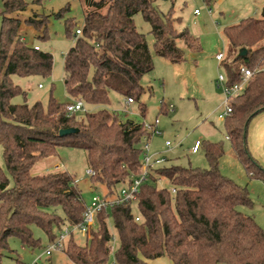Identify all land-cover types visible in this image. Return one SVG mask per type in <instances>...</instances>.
Returning a JSON list of instances; mask_svg holds the SVG:
<instances>
[{
	"label": "trees",
	"instance_id": "obj_1",
	"mask_svg": "<svg viewBox=\"0 0 264 264\" xmlns=\"http://www.w3.org/2000/svg\"><path fill=\"white\" fill-rule=\"evenodd\" d=\"M156 1L82 0V24L65 20L67 35H73V28H81L64 55L65 90L73 100L99 107L79 117L77 112L67 111L70 102L56 101L51 92L46 107L39 101L12 103L14 96L25 97L26 93L11 76L49 78L53 56L40 47L35 49L19 34L21 20L12 14L24 10L27 3L1 0L0 146L12 184L0 168V264L5 253L12 252L9 237L18 238L22 246L42 248L33 227L44 232L47 244L56 230L82 219L86 203L71 174L64 169L32 173L36 163L57 156L58 148L84 150L87 167L94 171L90 183L104 184L108 194L141 170L140 144L151 140L153 131L145 122L121 121L117 112L104 107L110 102L111 90L139 101L144 92L140 80L154 68L151 49L145 34L136 28L134 16L139 13L149 23L157 56L181 63L186 60L185 50H202L197 37L186 27L178 28L181 18L172 8L164 13ZM24 22L46 31L45 21L28 17ZM222 35L228 48L221 63L230 82L238 80L241 65L264 60V17H247L227 25ZM164 104L162 100L161 111ZM145 108L140 103L143 116ZM263 111L264 73H258L234 98L232 111L224 119L237 159L250 178L261 180L264 167L250 155L246 133L250 120ZM67 128L75 131L59 134ZM202 147L207 168L174 163L151 167L134 200L95 214L84 245L75 241L74 233L69 236L63 251L67 258L73 264H150L147 260L158 257L173 264H264V231L253 216L239 209L253 203L247 187L220 172L221 142L202 141ZM162 181L168 186L160 185ZM109 217L116 230L114 249V236L106 223Z\"/></svg>",
	"mask_w": 264,
	"mask_h": 264
},
{
	"label": "rangeland",
	"instance_id": "obj_2",
	"mask_svg": "<svg viewBox=\"0 0 264 264\" xmlns=\"http://www.w3.org/2000/svg\"><path fill=\"white\" fill-rule=\"evenodd\" d=\"M24 1L27 3L26 8L12 14L21 20L19 34L29 45L50 52L53 56V65L49 78L11 76L13 83L18 84L26 93L25 97L21 94L14 96L12 103L26 102L31 105L39 101L46 107L50 92L60 103L77 101L68 95L63 82L64 55L74 40V36L67 35L65 31V20L70 18L78 26L82 24L84 16L82 0ZM156 5L164 13L172 8L175 16L181 18V23L177 25L178 28L186 27L193 36L197 37L202 50L200 52L185 50L186 60L181 63H171L157 56L152 50L153 36L150 34V25L143 20L139 13L136 14L134 22L138 31L146 36L152 52L154 68L140 80L144 92L139 101L127 104L124 96L111 90L109 92L110 102L104 107L117 112L121 121L130 119L136 123L156 124L162 133L154 134L151 137L150 146L161 149L166 140L171 141V150L166 154L169 158L166 165L170 163L190 164L207 168L208 163L203 149L201 148L195 154H190V146L196 139L221 142L224 154L218 163L219 170L237 184L247 187L253 203L251 206H239V209L253 216L264 231V180L248 176L244 166L237 159L230 141L226 138L224 120H218L214 112L221 98L216 79L220 73H225L223 64L215 59V54L224 50L227 57L226 50L228 48L222 35V29L247 17H264V0H213L210 3L206 0H157ZM66 6L68 9L63 11L60 17H57L56 13ZM207 8L211 9V13L207 12ZM195 9H199L200 13L194 14ZM1 10L2 2L0 0ZM28 17L36 18L37 21H45L46 31L25 23L24 20ZM45 18L47 19L45 20ZM74 30L73 28L72 31ZM38 84H42V86L39 87ZM162 100L165 103L163 108L166 112L160 110ZM140 103L146 107L144 116L141 115L139 109ZM83 106L84 111L76 113L79 117L83 116L86 111L99 108L84 103ZM143 144L144 142L140 145ZM246 147L258 164L264 167V111L249 122ZM57 153V156L49 157L46 160L47 163L53 164L48 167L49 170L54 169L57 164L62 165L61 170H66L76 179L86 205L90 203L93 194L115 195L122 188L123 184H120L115 188L113 194H108V189L104 184L90 183L89 176L86 174L87 163L84 150L60 147L57 149ZM41 163L42 161L36 163L32 171L38 169V165ZM0 168L12 184V179L4 166L1 146ZM90 184L92 190L88 187ZM160 185L168 186L164 181ZM106 223L109 232L114 236L111 242L112 249H114L117 240L111 217L106 220ZM33 232L36 237L41 239L43 247L37 249L25 247L22 246L18 238L9 237L8 244L12 252L5 253L2 264H32L34 257L43 250L47 242L46 235L41 229L33 227ZM74 238L79 245H84L86 242V235L80 231L74 232ZM44 258L46 264H50V259L51 264H72L64 252H52ZM165 259L167 264H173L169 259Z\"/></svg>",
	"mask_w": 264,
	"mask_h": 264
},
{
	"label": "built area",
	"instance_id": "obj_3",
	"mask_svg": "<svg viewBox=\"0 0 264 264\" xmlns=\"http://www.w3.org/2000/svg\"><path fill=\"white\" fill-rule=\"evenodd\" d=\"M207 12L211 13V9L207 8ZM200 10L195 9L194 14H199ZM81 33V28H76L73 35L77 37ZM37 49V46H34ZM225 57V51L220 50L215 54V59L221 63ZM258 73H264V60H260L256 62L252 66L241 65L238 71V80L234 82L229 81V77L226 73L219 74L216 79V85L220 89L221 98L220 102L218 103L215 114L217 119L224 120L232 111V102L234 98L240 95L247 85L249 81L253 78L254 75ZM39 87L42 84H38ZM125 102L132 103L134 102L132 98L128 97L125 98ZM67 111L72 112H79L84 111V106L82 101L77 100L75 102L69 103L66 107ZM145 127L153 131L154 134H161V131L156 127V125L151 126L150 123H144ZM165 147L162 151H152L150 149V140L144 142L143 146V161L141 165V170L137 174L130 175L128 183L123 184L122 188L120 189L119 193L115 195H100V194H93L90 203L86 205V209L82 214V219L76 224L72 225H64L60 229L56 230L55 238L48 242L43 250L34 257L32 264H46V259L44 258L48 254L52 252H63L66 247V242L71 234L75 231H80L84 233L86 237L89 233V228L94 225V217L95 214L102 210L107 209L110 206L119 204L125 200H134L135 195L138 192L140 185L146 181L149 174V169L151 167H156L160 165L166 164L168 162L167 153L171 150L172 143L169 140L165 141ZM201 146V141L196 140L190 151L192 153H196ZM62 165H55L54 170L62 169ZM86 174L91 176L94 174V171L91 168H87ZM172 192H174V188H171ZM138 219V218H136ZM113 264V263H111Z\"/></svg>",
	"mask_w": 264,
	"mask_h": 264
},
{
	"label": "crops",
	"instance_id": "obj_4",
	"mask_svg": "<svg viewBox=\"0 0 264 264\" xmlns=\"http://www.w3.org/2000/svg\"><path fill=\"white\" fill-rule=\"evenodd\" d=\"M72 45V44H71ZM42 49V48H41ZM226 54V53H225ZM220 95V94H219ZM125 99V98H124ZM133 103V102H132ZM130 104V103H129ZM217 107V106H216ZM216 107H215V109H216ZM215 109H214V111H215ZM260 114V113H259ZM258 115V114H257ZM256 115V116H257ZM255 117V116H254ZM253 117V118H254ZM252 118V119H253ZM251 119V120H252ZM219 120V119H218ZM250 120V121H251ZM153 125H156V124H153ZM156 127L158 128V126L156 125ZM159 129V128H158ZM160 130V129H159ZM161 131V130H160ZM162 133V132H161ZM226 138L228 139V137L226 136ZM196 140H200V139H196ZM195 140V141H196ZM229 140V139H228ZM194 141V142H195ZM201 141V146H200V148L198 149V151L197 152H199L200 151V149L202 148L203 149V147H202V140H200ZM150 142H151V140H150ZM194 142L192 143V145L194 144ZM164 144H165V142H164ZM192 145L190 146V148L192 147ZM164 147H165V145H164ZM164 147L163 148H161V149H158V148H152L151 146H150V149L152 150V151H161V150H163L164 149ZM190 148H189V153L190 154H195V153H192L191 151H190ZM196 152V153H197ZM168 160H169V158H168ZM220 160V159H219ZM42 161V163L40 164V165H38L39 167H38V169H36L35 171H32L34 174H41V173H45V172H47V171H49V163H47V161L45 160V161H43V160H41ZM88 168V167H87ZM51 170V169H50ZM53 170V169H52ZM89 187V189L90 190H92V186H91V184L88 186ZM166 257H158V258H155V259H150V260H147V262H149L150 264H167L166 262L167 261H164V260H166L165 259ZM171 261V260H170ZM172 262V261H171ZM49 263L51 264V259H50V261H49ZM73 264V263H72ZM220 264V263H219Z\"/></svg>",
	"mask_w": 264,
	"mask_h": 264
},
{
	"label": "water",
	"instance_id": "obj_5",
	"mask_svg": "<svg viewBox=\"0 0 264 264\" xmlns=\"http://www.w3.org/2000/svg\"><path fill=\"white\" fill-rule=\"evenodd\" d=\"M242 53L244 54L245 53V50H243ZM246 125H247V122L245 123V129H246ZM74 131H75L74 128L61 129L59 131V134L60 135H67V134H70V133H72Z\"/></svg>",
	"mask_w": 264,
	"mask_h": 264
}]
</instances>
